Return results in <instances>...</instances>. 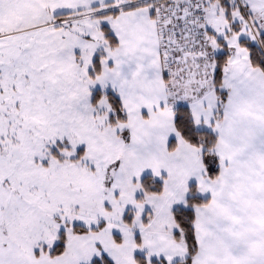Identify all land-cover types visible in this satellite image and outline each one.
I'll return each instance as SVG.
<instances>
[{"label": "snow or ice", "instance_id": "6c2138e0", "mask_svg": "<svg viewBox=\"0 0 264 264\" xmlns=\"http://www.w3.org/2000/svg\"><path fill=\"white\" fill-rule=\"evenodd\" d=\"M0 264H264V0H0Z\"/></svg>", "mask_w": 264, "mask_h": 264}]
</instances>
